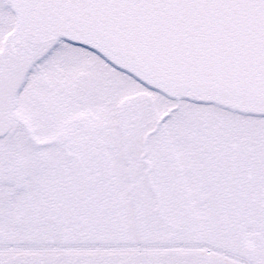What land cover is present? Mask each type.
<instances>
[{"label": "snow or ice", "instance_id": "6c2138e0", "mask_svg": "<svg viewBox=\"0 0 264 264\" xmlns=\"http://www.w3.org/2000/svg\"><path fill=\"white\" fill-rule=\"evenodd\" d=\"M0 264H264V0H0Z\"/></svg>", "mask_w": 264, "mask_h": 264}]
</instances>
